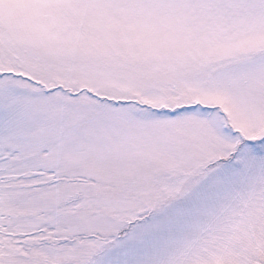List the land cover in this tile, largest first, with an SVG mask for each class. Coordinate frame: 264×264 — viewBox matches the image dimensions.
Segmentation results:
<instances>
[{
	"label": "snow or ice",
	"instance_id": "snow-or-ice-1",
	"mask_svg": "<svg viewBox=\"0 0 264 264\" xmlns=\"http://www.w3.org/2000/svg\"><path fill=\"white\" fill-rule=\"evenodd\" d=\"M0 264H264V0H0Z\"/></svg>",
	"mask_w": 264,
	"mask_h": 264
}]
</instances>
